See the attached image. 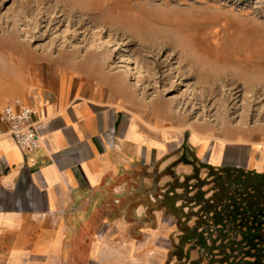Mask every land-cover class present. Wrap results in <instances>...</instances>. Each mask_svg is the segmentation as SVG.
<instances>
[{"label": "rangeland", "instance_id": "rangeland-1", "mask_svg": "<svg viewBox=\"0 0 264 264\" xmlns=\"http://www.w3.org/2000/svg\"><path fill=\"white\" fill-rule=\"evenodd\" d=\"M83 59L126 75L145 118L264 129V0H0V101ZM173 187V253L264 264V178L209 170Z\"/></svg>", "mask_w": 264, "mask_h": 264}, {"label": "crops", "instance_id": "crops-1", "mask_svg": "<svg viewBox=\"0 0 264 264\" xmlns=\"http://www.w3.org/2000/svg\"><path fill=\"white\" fill-rule=\"evenodd\" d=\"M128 81L83 59L0 101V116L16 96L33 107L41 142L21 149L0 122V264H214L191 246L173 253V182L228 169L264 178V129L145 118Z\"/></svg>", "mask_w": 264, "mask_h": 264}, {"label": "built area", "instance_id": "built-area-1", "mask_svg": "<svg viewBox=\"0 0 264 264\" xmlns=\"http://www.w3.org/2000/svg\"><path fill=\"white\" fill-rule=\"evenodd\" d=\"M37 111L22 99H16L3 109L0 122L7 127L11 136L21 149L34 152L41 146L40 125L35 120Z\"/></svg>", "mask_w": 264, "mask_h": 264}]
</instances>
